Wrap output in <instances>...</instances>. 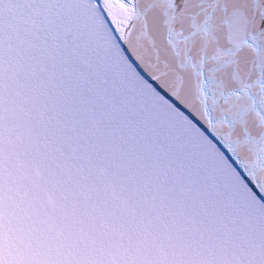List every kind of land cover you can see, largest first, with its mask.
Listing matches in <instances>:
<instances>
[{
  "label": "snow or ice",
  "instance_id": "obj_1",
  "mask_svg": "<svg viewBox=\"0 0 264 264\" xmlns=\"http://www.w3.org/2000/svg\"><path fill=\"white\" fill-rule=\"evenodd\" d=\"M0 264H264V0H0Z\"/></svg>",
  "mask_w": 264,
  "mask_h": 264
}]
</instances>
